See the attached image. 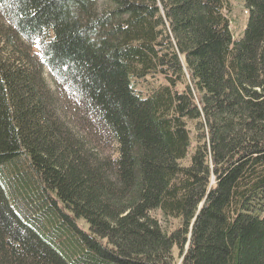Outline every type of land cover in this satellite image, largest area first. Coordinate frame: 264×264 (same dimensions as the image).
Returning a JSON list of instances; mask_svg holds the SVG:
<instances>
[{"label": "trees", "instance_id": "trees-1", "mask_svg": "<svg viewBox=\"0 0 264 264\" xmlns=\"http://www.w3.org/2000/svg\"><path fill=\"white\" fill-rule=\"evenodd\" d=\"M243 3L233 40L224 0H0V264H264V0Z\"/></svg>", "mask_w": 264, "mask_h": 264}, {"label": "rangeland", "instance_id": "rangeland-1", "mask_svg": "<svg viewBox=\"0 0 264 264\" xmlns=\"http://www.w3.org/2000/svg\"><path fill=\"white\" fill-rule=\"evenodd\" d=\"M224 8L223 13L229 21L233 40H237L242 35L247 22V10L243 0H224ZM30 50L31 53L38 54L36 46H31ZM44 77L50 84L47 73ZM54 98L57 101V112L60 119L84 143L87 150L100 158L113 159L116 157V145L108 135L109 133L102 128L94 115L81 105L77 97L57 91ZM155 215L158 219L160 218L158 213ZM80 225L86 229L83 222H79ZM177 264H180V261Z\"/></svg>", "mask_w": 264, "mask_h": 264}]
</instances>
